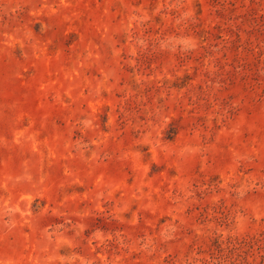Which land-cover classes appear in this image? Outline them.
<instances>
[{
	"label": "rangeland",
	"instance_id": "obj_1",
	"mask_svg": "<svg viewBox=\"0 0 264 264\" xmlns=\"http://www.w3.org/2000/svg\"><path fill=\"white\" fill-rule=\"evenodd\" d=\"M0 264H264V0H0Z\"/></svg>",
	"mask_w": 264,
	"mask_h": 264
}]
</instances>
